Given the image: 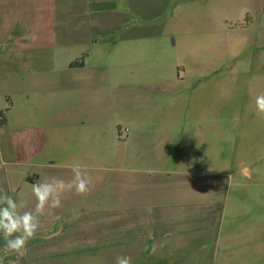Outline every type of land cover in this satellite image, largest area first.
I'll use <instances>...</instances> for the list:
<instances>
[{
	"label": "rangeland",
	"instance_id": "rangeland-1",
	"mask_svg": "<svg viewBox=\"0 0 264 264\" xmlns=\"http://www.w3.org/2000/svg\"><path fill=\"white\" fill-rule=\"evenodd\" d=\"M110 7L115 13L108 14L120 24L97 44L40 46L35 36L34 44L0 45V111L6 112L11 99L18 101L15 91L27 87L36 122L42 104L54 102L67 108L66 117L73 116V106L77 116L96 110L110 119L108 127L125 134L130 119L145 112L162 119L165 104L176 102L179 135L209 134L204 154L210 165L202 177L211 182L216 205L211 203L210 209L218 212L217 223L193 231L190 239L173 251L163 250L155 261L151 255L132 264L160 259H172V264H264V114L255 105L256 96L264 94V0H112ZM122 69L130 71L126 79L131 82L145 71L161 82L166 78L170 86L125 89L110 78L91 90L82 88L93 73ZM13 124L0 135V149L5 141L11 148ZM77 127L79 134L87 133L84 126ZM189 143L179 144V158L189 155ZM81 148L80 137L67 139L66 161L77 159ZM113 150L120 154L121 146ZM81 168L98 181L122 175L115 161ZM121 249H113L110 264Z\"/></svg>",
	"mask_w": 264,
	"mask_h": 264
},
{
	"label": "crops",
	"instance_id": "crops-1",
	"mask_svg": "<svg viewBox=\"0 0 264 264\" xmlns=\"http://www.w3.org/2000/svg\"><path fill=\"white\" fill-rule=\"evenodd\" d=\"M111 2L0 0V45L34 44L35 36L40 46L63 48L104 41L111 36L108 29L120 24L108 14L115 13L112 7L108 9ZM129 74L123 69L103 75L93 73L82 88L91 90L93 84H104L110 78L125 89L143 84L170 86L166 78L161 82L147 76L145 71L137 72L138 79L134 82L126 79ZM72 85L77 89V82ZM165 93L171 96L170 91ZM14 94L18 101L11 99L6 112L0 111L3 126L0 135H5L6 127L14 122L11 148L5 141L0 149L6 162V166L0 164V191L17 201L23 200L25 210L35 208L32 184L52 176L68 181L73 176L69 166L74 163L98 167L115 161L121 164L122 175L101 181L89 177L88 194L65 193L61 207L46 208L39 215L40 227L35 238L22 255H5L2 251L5 241L0 235V264H110L109 255L117 245L122 248L120 256L145 261L152 255L155 261L163 250L173 251L184 239H190L193 231L216 225L218 212L213 206L210 209L211 203L216 205L210 198L211 182L202 177L210 165L204 154L209 134L201 131L187 138L179 135L176 102L169 100L165 104L162 119L145 112L144 117L126 122L125 134H117L108 127L110 119L98 111L77 116L78 109L73 106L70 108L73 116L66 117L67 108L54 102L42 104L41 118L36 122L31 90L24 87ZM139 97L150 99L143 94ZM78 125L84 126L87 133L79 134ZM70 137L83 139V148L77 150L74 156L77 159L66 161V140ZM183 140L190 142L189 155L179 158V144ZM113 146H121L120 154H114ZM250 241L246 240L245 245ZM160 260L155 264H172V259L168 263Z\"/></svg>",
	"mask_w": 264,
	"mask_h": 264
},
{
	"label": "clouds",
	"instance_id": "clouds-1",
	"mask_svg": "<svg viewBox=\"0 0 264 264\" xmlns=\"http://www.w3.org/2000/svg\"><path fill=\"white\" fill-rule=\"evenodd\" d=\"M256 110L264 114V94L255 98ZM0 164H5L0 156ZM73 173L72 179L65 181L52 176L31 185L32 195L35 197L34 210H25L23 200L17 201L7 193L0 191V235L5 241L2 249L5 255H22L27 250L30 240L34 239L40 227L39 215L45 209L61 207V197L65 193L74 192L77 196H84L91 191V180L79 163L69 166ZM115 264H132L129 256H117Z\"/></svg>",
	"mask_w": 264,
	"mask_h": 264
}]
</instances>
